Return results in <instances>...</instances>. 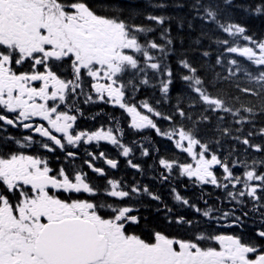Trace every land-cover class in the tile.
<instances>
[{
	"label": "snow or ice",
	"instance_id": "1",
	"mask_svg": "<svg viewBox=\"0 0 264 264\" xmlns=\"http://www.w3.org/2000/svg\"><path fill=\"white\" fill-rule=\"evenodd\" d=\"M0 264H264V0H0Z\"/></svg>",
	"mask_w": 264,
	"mask_h": 264
},
{
	"label": "trees",
	"instance_id": "2",
	"mask_svg": "<svg viewBox=\"0 0 264 264\" xmlns=\"http://www.w3.org/2000/svg\"><path fill=\"white\" fill-rule=\"evenodd\" d=\"M252 27L258 33L262 30L261 22L258 19L252 22ZM256 142H259V140H257Z\"/></svg>",
	"mask_w": 264,
	"mask_h": 264
},
{
	"label": "flooded vegetation",
	"instance_id": "3",
	"mask_svg": "<svg viewBox=\"0 0 264 264\" xmlns=\"http://www.w3.org/2000/svg\"><path fill=\"white\" fill-rule=\"evenodd\" d=\"M207 190H211V189L209 188V189H207Z\"/></svg>",
	"mask_w": 264,
	"mask_h": 264
}]
</instances>
